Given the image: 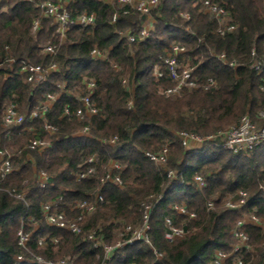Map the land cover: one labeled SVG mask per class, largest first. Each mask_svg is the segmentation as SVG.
<instances>
[{"label": "trees", "instance_id": "16d2710c", "mask_svg": "<svg viewBox=\"0 0 264 264\" xmlns=\"http://www.w3.org/2000/svg\"><path fill=\"white\" fill-rule=\"evenodd\" d=\"M34 1H0V150L12 155L14 168L3 186L24 193L26 200L0 192V264H15L17 255L32 254L46 260L67 258L75 264H102L105 250L103 246L95 248L88 235L95 231L105 245L116 244L120 229L140 225L145 205L163 194L150 222V238L162 259L158 260L148 245L137 242L117 248L110 264H212L217 251H231L237 243L232 231L243 213L264 219V191L260 188L264 182V144L239 154L222 147L185 149L179 134H216L239 123L246 114L262 123L258 114L264 111V73L259 75L252 68V50L264 59V0H209L227 9L236 27L227 35H220L219 22L203 11L206 0H160L152 11L154 29L146 39L137 33L144 16L120 12L113 23L116 11L112 5L103 0H73L69 6L73 15L95 13L97 20L93 27L74 28L63 42L55 35L50 19H44L43 28L33 33V21L40 17L36 2L41 0ZM130 31L137 36L134 43L128 41ZM48 42L58 46L56 54L41 53L40 46ZM173 45L186 48L201 84L214 79L217 86L167 96L164 91L174 82L162 57ZM94 49L106 53L107 58H94ZM220 55H225L227 64L218 59ZM11 57L15 64L7 62ZM22 62L42 67L55 63L59 71L34 87L20 74ZM157 66L164 72L162 78L155 74ZM86 78L97 83L92 101L98 115L84 120L64 116L68 106H80L74 92L84 88ZM61 93L46 117L57 128L54 133L45 129L42 119L18 128L3 125L8 105L16 104L28 115L48 94ZM85 127L90 130L82 134ZM35 139L47 141L50 147L43 152L29 149ZM166 144L171 155L165 167L145 155ZM92 157L98 160L96 175L79 180ZM113 159L122 166V188L109 182L102 187L101 179ZM168 169L183 172L184 183L172 185ZM42 171L50 176L46 187L38 181ZM196 175L206 179L201 191ZM99 189L104 201L81 223V234L46 223L43 204L55 205L54 211L73 218L79 214L78 210L71 212L75 202L93 200ZM239 191L248 193L247 206L240 211L227 209L224 199ZM210 201L215 203L211 211L207 208ZM184 204L196 219L172 209ZM167 216L176 226L189 230L185 239H166ZM29 217L38 224L37 229ZM23 225L25 232L31 233L28 250L18 244ZM244 231L250 238V249L239 256L245 264H264V228L247 225ZM40 237L49 239L46 248L39 246Z\"/></svg>", "mask_w": 264, "mask_h": 264}, {"label": "built area", "instance_id": "2783aa9c", "mask_svg": "<svg viewBox=\"0 0 264 264\" xmlns=\"http://www.w3.org/2000/svg\"><path fill=\"white\" fill-rule=\"evenodd\" d=\"M1 1V0H0ZM35 2L34 0H28ZM73 0H41L36 2L37 8L40 10V17L33 21L32 31L33 33L39 32L43 28V20H52L53 25L56 27L55 35L61 39V41L67 40V36L74 28H89L96 24L97 16L95 13L84 12L78 15H73L69 10V6ZM105 3L112 5L115 8L113 16V23L117 22L120 17V12L123 15L129 14H140L145 19L142 25L138 28L137 33L141 39H146L151 36L152 24L147 23V18L151 16L152 11L159 5L160 0H103ZM203 11L214 17L219 22L218 33L220 35H227L233 33L236 30L234 24L230 22L229 13L226 8L215 4L209 0L204 1L202 6ZM128 41L134 43L137 40V36L134 32L130 31L127 34ZM41 53L44 55H54L58 51V46L52 42L40 46ZM92 56L97 59L105 60L107 54L94 49ZM252 56L255 58L252 68L259 74L264 73V59L258 57L255 48L252 50ZM218 59L223 63L227 64L228 61L225 55L218 56ZM10 63H16L17 61L11 57L7 60ZM162 62L169 71V76L172 78L174 85L164 91L167 96L181 95L184 91L197 90L203 87L205 90H210L217 86V81L209 79L206 83L201 84L195 77V68L190 65V59L187 57V50L185 47L180 45H173L167 51L166 55L162 57ZM231 66L235 67L234 63H230ZM2 64H0V67ZM59 71L57 64H52L49 67H42L40 65H33L26 62L21 63V75L25 76V82L32 84L34 87H39L44 84L50 74ZM155 74L158 78L164 76V72L160 66L156 67ZM123 84L127 86L128 80L124 79ZM84 88L79 91L76 90L75 98L80 103V106L76 109H72L69 106L64 112L66 117H77L80 120L86 118H92L99 113L98 107L92 101L93 94L97 88V83L94 79H85L83 81ZM64 89V85L60 86ZM264 89V88H263ZM64 92V91H63ZM66 92V90H65ZM48 94L44 100L38 102L35 108L28 114H22L16 104L8 105L3 111V125L5 127H22L26 122H31L35 119L44 120V127L50 133H54L57 128L49 123L46 119L59 97L62 95ZM133 105V101L129 102V107ZM258 120L262 123L255 121L250 115H244L238 124L232 125L224 130L218 131L216 134L202 137L199 135L191 134L188 132H181L179 138L185 149H203L211 147H222L231 150L235 154L249 153L264 144V111L258 114ZM89 127H85L82 134L89 132ZM116 138L112 139L114 143ZM29 149L39 150L43 152L45 149L50 147V144L43 139H35L29 144ZM147 158L158 166L165 167L168 164L171 155V148L168 144L163 146L161 149L155 152L148 151L145 153ZM90 167L88 170L79 175V180L92 178L97 173L96 157H92L88 160ZM122 166L116 160H111L106 174L101 179L102 187L106 183H113L119 188L124 185L123 178L120 174ZM14 171L12 164V155L6 151L0 150V192H7L11 196L18 199L25 200V194L16 193L15 189H5L3 184L8 176ZM167 177L172 185H178L184 183L183 172H178L173 169H168ZM38 181L42 187H46L50 181V176L46 172H39ZM178 182V183H175ZM195 183L198 190H203L206 187V179L201 175L195 176ZM261 190L264 191V182L260 186ZM163 195H159L153 202L145 205L143 221L139 228H134L128 225L126 229L129 233L122 236V239L117 241L114 245H105L102 239L96 235V232H91L88 235V240L94 244L95 248L103 246L105 256L102 264H110L115 250L117 248H123L127 245H133L135 243H144L153 250L158 260L163 257L162 253L152 243L150 238L151 229V216L155 206L158 202L163 199ZM62 200V198H61ZM104 201V196L101 193V189L94 195L93 200L88 201H76L75 205L71 208V212L78 210L79 214L73 218H69L65 213L54 211L55 205L45 203L42 205V211L44 213L45 221L48 225L65 229L74 234H81L83 232L81 223L85 218L96 212L99 205ZM225 206L227 209L232 211H240L245 208L248 204V193L245 191H239L236 195H228L225 199ZM209 211L215 208V203L210 201L207 203ZM172 209L180 215H185L190 219H196L197 216L194 212H190L187 206L175 205ZM29 221L35 227L38 228V224L34 222L33 218L29 217ZM29 222V223H30ZM28 224V223H27ZM29 225V224H28ZM247 225H254L260 228H264V219L254 214L243 213V218L237 223L236 228L232 231L233 238L237 241L232 246L231 251H217L216 256L212 264H245L243 258L239 254L250 249V238L245 233L244 228ZM165 237L169 241H176L185 239L189 230L178 227L171 216L165 218ZM19 246L28 250V244L31 239V233H27L24 230V225L18 233ZM54 243L58 242V239H52ZM49 239L47 237H40L39 246L46 248ZM15 264H75L72 259H62L58 261L46 260L42 256L32 254L31 257H24L23 255H17L15 257Z\"/></svg>", "mask_w": 264, "mask_h": 264}, {"label": "rangeland", "instance_id": "374dc122", "mask_svg": "<svg viewBox=\"0 0 264 264\" xmlns=\"http://www.w3.org/2000/svg\"><path fill=\"white\" fill-rule=\"evenodd\" d=\"M146 20H147V23H153V24H152V29H154V25H155V23H156V19H155V17L151 14V16L148 17ZM235 124H238V123H233V124H231V125L225 127L224 129H226V128L232 126V125H235ZM211 135H213V134H211ZM204 137H206V136H204ZM130 225H131L132 227H134L135 229H136V228H139L138 225H132V224H130ZM127 233H129V230L126 229V227H122V228L120 229L119 234H118V241L121 240V239H122V236L125 235V234H127ZM62 259H66V258H61V259H59V260H62Z\"/></svg>", "mask_w": 264, "mask_h": 264}]
</instances>
